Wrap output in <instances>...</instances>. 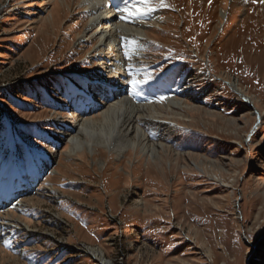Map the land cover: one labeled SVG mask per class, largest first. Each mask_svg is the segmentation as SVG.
Masks as SVG:
<instances>
[{
  "label": "rangeland",
  "instance_id": "374dc122",
  "mask_svg": "<svg viewBox=\"0 0 264 264\" xmlns=\"http://www.w3.org/2000/svg\"><path fill=\"white\" fill-rule=\"evenodd\" d=\"M48 1L0 0V197L15 187L21 203L0 206V264H105L89 248L112 264H264V0H133L149 34L120 37L126 97L199 109L152 117L170 147L156 162L69 157L62 139L31 178L71 122L72 83L103 79L79 41L84 7Z\"/></svg>",
  "mask_w": 264,
  "mask_h": 264
},
{
  "label": "bare ground",
  "instance_id": "6f19581e",
  "mask_svg": "<svg viewBox=\"0 0 264 264\" xmlns=\"http://www.w3.org/2000/svg\"><path fill=\"white\" fill-rule=\"evenodd\" d=\"M50 1L52 0L48 2ZM61 2L62 4L71 5L70 0H61ZM74 3L84 7L83 10L86 15H89L84 30L79 33V41H94L93 50L87 59L91 62L96 60L94 62L97 65L95 73L98 74L102 70L103 74L101 76L103 79L102 81H85L86 86L84 87L75 82L72 83V102L67 105L68 112L63 113L71 119V122L56 121L59 127L58 131H55V135L49 138L52 146L47 150V158L44 159L45 161L40 159V164L41 162L43 164L34 167L30 175L31 178L41 175L42 169H45L52 160L57 158L55 148L62 139L70 143V150L66 152L69 157L86 153V151L96 154L100 150L98 147H100L106 150L105 152L108 154L121 158L126 154L127 149L131 148L148 155L149 160L156 162L157 157L158 159L164 157L162 153H169L170 151V147L162 141L166 137L165 133H167L165 128L163 129L153 119L156 117V113H159L162 108L169 109L175 114L178 112L176 108L188 113L199 109V107L191 104L190 100L175 98L173 95V97L167 99L166 104L164 103L161 106H138L133 100L126 97L125 90L122 87L123 79L121 78L123 74L125 75L123 73L125 59L123 51H121L120 37L128 38L130 40L128 41L129 47L135 48L139 42H137V37H145L149 34L144 28L143 21L139 19L140 16L138 17L140 7L137 8L133 0H74ZM124 9H127V11H123ZM135 13L138 14L134 15ZM221 15L225 17L224 12ZM52 20L55 21L53 14ZM155 87L157 86H150L149 88L152 91ZM61 105L62 103L54 102L55 109H59ZM97 110L98 115L95 117L92 114ZM142 122L149 125V129L157 132V142L148 139L149 136L146 133V128L142 126ZM22 182H25L27 188H31L32 183L28 180L22 179ZM17 196L18 193L15 187H11L8 193L0 197V206L15 204L19 207L21 203L16 201ZM88 250L93 255L100 257L105 264H112V262L104 260L102 250L98 248H89Z\"/></svg>",
  "mask_w": 264,
  "mask_h": 264
},
{
  "label": "snow or ice",
  "instance_id": "6c2138e0",
  "mask_svg": "<svg viewBox=\"0 0 264 264\" xmlns=\"http://www.w3.org/2000/svg\"><path fill=\"white\" fill-rule=\"evenodd\" d=\"M144 2H145L146 5L148 4V0H144ZM150 10H151L150 8L146 7L144 11L146 12V11H150ZM118 11H120V10L118 9ZM123 11H127V9H124ZM137 14L138 13H135L134 15H137ZM125 55L127 56L128 53L125 52ZM129 67L131 68V65H129ZM127 82H128V84H130L132 86V88H136L139 84L144 83L143 80H138V79H135V78L130 79ZM160 99H164V97H161ZM8 243H10V242L9 241H5V244H8Z\"/></svg>",
  "mask_w": 264,
  "mask_h": 264
}]
</instances>
